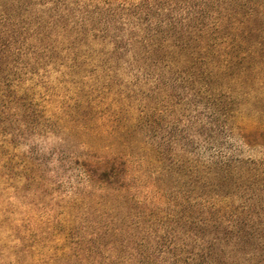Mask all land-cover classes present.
<instances>
[{
	"label": "trees",
	"instance_id": "1",
	"mask_svg": "<svg viewBox=\"0 0 264 264\" xmlns=\"http://www.w3.org/2000/svg\"><path fill=\"white\" fill-rule=\"evenodd\" d=\"M117 1L123 0H80L83 14L93 17L89 25L94 16L102 19L88 31L84 25L61 28L57 24L63 18L62 12L70 10L66 2L59 0L39 1L43 8L30 10L26 6L31 7V3L13 0L12 11L10 8L1 12L0 154L10 156L13 138H25V127L36 121L33 115L46 114L41 106L48 102L43 104L38 99L42 96L39 84L33 82L34 76L55 70L60 55L66 57L61 64H66L67 70L57 71L70 76L75 69L77 74L81 69L78 59L84 45L82 38L87 43L91 39L96 45L113 44L112 51H94V55L107 56L121 49L117 42L121 34H114L107 25L112 26V17L117 14L134 18L139 13L141 28L132 23L128 42L134 49V61L141 52V74L145 76L141 77V174L138 170L130 171L129 154H123L122 147L119 150L111 143L119 131L105 110V115L100 110L95 112L97 104L92 100L80 105L79 98H71L62 115L52 113L50 117L54 118L47 116L44 122L61 123L65 128L76 126L90 133L93 144L84 141L80 156L74 160L90 181L129 200L130 191L141 179V200H137L142 214L160 198L172 197L163 189L174 172H162L157 158L160 143L155 140L156 128L161 122L166 125L160 127H165L168 138L184 131L188 137L209 140L213 147L223 139L258 148L262 158L236 171L237 166L231 168V164L240 160L238 147L232 145L223 146L217 156L208 157V176L200 177L199 167L192 160L194 179L185 174L198 189L193 190L191 199L176 204L189 211L191 242L178 246V253L165 250L155 256L144 251L149 242L141 237V248H136L127 262L150 264L156 259L157 264H264V0H136L130 6L134 12L118 5L113 7ZM1 5L6 7L3 2ZM240 8H247V12ZM52 36L59 37L63 44L57 45L53 39L49 42ZM110 37L112 40L106 42ZM45 78L44 81L49 80ZM180 95L182 100L174 104L199 110V126L174 127V106L169 100ZM74 117H80V124ZM213 165L216 166L212 168ZM106 234L107 231L96 227L87 242L83 240L85 249L87 245H103ZM169 252L171 256L167 255ZM98 253L85 255V261L117 264L114 254L103 257ZM63 255V259L66 255L71 257L68 252ZM80 258L82 261L83 256Z\"/></svg>",
	"mask_w": 264,
	"mask_h": 264
},
{
	"label": "rangeland",
	"instance_id": "2",
	"mask_svg": "<svg viewBox=\"0 0 264 264\" xmlns=\"http://www.w3.org/2000/svg\"><path fill=\"white\" fill-rule=\"evenodd\" d=\"M39 1L43 0H25L32 4L31 7L25 6L29 10L41 9L43 6L38 5ZM59 1L66 2L70 8L69 11L62 12L63 18L57 23L61 28L64 25H84V29L88 31L102 20L101 16H94L89 25L93 17L91 14H83L80 0ZM135 1H117L113 7L118 5L125 11L128 8L130 12H134V8L130 6ZM2 2L6 7L1 5ZM12 2L13 0H0V17L3 10L9 11L11 8L10 12L12 11ZM246 9L239 10L245 13ZM221 13L223 14V10ZM135 15L137 17L133 18V15L128 17L123 13L117 14L112 17V26L107 25L108 29L113 28L114 34H121L122 38L117 40L122 45L121 49H116L107 56L94 55V51L100 54V51H112L113 44L96 45L91 39L87 43L82 38L81 45H84L78 59L81 69L77 68V74L75 69L70 76L57 71L67 70L64 66L66 64H61L66 62V57L60 55L61 58L56 62L60 65L55 64V70L44 75L39 72L34 76L36 79L33 82L39 84L38 90L42 96H38V99L43 104L48 102L47 106H41L45 108L46 114H34L36 121L25 127V138H13L10 156L0 154V264H89L84 256H94L98 252L103 257L114 254L117 264H135L127 260L131 254L137 252L136 248H141V237L149 242L147 249H144L149 255L153 253L159 256L165 250L178 253V246H185L192 240L189 237L192 236L189 233L191 230L188 231L192 221L189 211L187 208L183 210L176 207L183 200L191 199L193 190L198 189L192 183V178L185 174L193 175V179L195 177L190 169L191 161L197 164L199 176L202 177L209 175L205 173L210 169V164L206 163L208 157L217 156L218 150L223 151V146L238 147L237 160L240 162L231 164V168L234 164L237 166L234 170L262 158L258 148H248L239 142L220 139L221 143L214 145V148L209 140L188 137L184 131L175 134V137L170 136V139L165 127H160L166 126L161 122L160 128H156L158 137L155 140L160 143L157 158L160 160L162 172H174L171 179L162 178L167 185L163 190L172 197L170 200L160 198L144 214L141 213V203L137 200H141V179L130 191L129 200H124L113 189L90 181L80 167L74 164V160L83 150L81 144L84 141L91 142L90 133L76 126L65 128L61 123L56 125L52 121L50 124L44 122V119L52 113L62 115L69 99L79 98L80 105L92 100L93 104H97L95 112L99 113L100 110L105 115L106 111L107 116L111 117L116 131H119L111 143L119 150L122 147L125 150L123 154H129L132 162L128 164L130 171L138 170L141 174V77L145 76L141 74V52L134 61V49L130 48L128 42V30L132 23L135 22V26L140 25L141 28V15ZM111 35L113 34L110 33ZM52 39L56 40L57 45L63 44L58 41L59 37L52 36L49 42ZM110 40L111 37L106 42ZM45 76L49 80L44 81ZM46 82L48 84L45 85ZM182 97L180 95L169 100L174 106V127L177 125L182 129L188 125L192 129L199 126L198 120L202 116L199 110L187 108L181 103L174 104L181 101ZM150 102L164 106L159 101ZM200 111L202 112L201 109ZM74 118L80 124V117ZM41 123L44 125H40ZM185 136L188 139L181 140ZM199 181L203 182L200 179ZM96 227L98 230L107 231L106 239L102 242L103 245H87L88 249H85L83 243L96 232ZM67 252L71 257L66 255L63 259V254ZM53 255L56 257L51 259ZM167 255L171 256L172 253ZM80 256H83L82 261H79ZM150 264H157L156 259Z\"/></svg>",
	"mask_w": 264,
	"mask_h": 264
}]
</instances>
